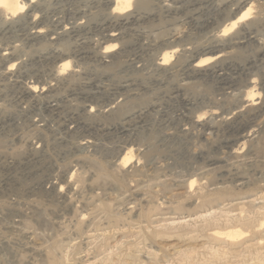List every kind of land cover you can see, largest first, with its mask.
I'll use <instances>...</instances> for the list:
<instances>
[{
	"label": "rangeland",
	"instance_id": "1",
	"mask_svg": "<svg viewBox=\"0 0 264 264\" xmlns=\"http://www.w3.org/2000/svg\"><path fill=\"white\" fill-rule=\"evenodd\" d=\"M161 1L151 0V9L158 14L152 16V22L145 23V32L165 36L170 29L179 28L189 33L193 42H202L209 36L205 32H192L187 19L189 11L167 16L157 7ZM213 1L216 3L219 0ZM256 1L264 10V0ZM85 2L50 0L47 8L50 12H58L55 15H69V11ZM48 13L45 11L40 14ZM206 16L202 15L201 20ZM26 22L27 19L22 15L14 20L11 31L5 37L0 35V66L8 59V64L18 59L2 56L6 52L11 54L12 46L29 41L30 30ZM262 24L257 38L264 40V22ZM133 28L126 37L130 43L140 39V30L135 31ZM31 46L29 41L27 48H22L19 54L17 49L15 54H35L36 57L39 54L48 56L50 52L46 47ZM255 56L256 49L249 46L236 60L242 63ZM228 67L225 66L228 73L226 77H238L235 72L231 75ZM116 68L120 71V68ZM98 70L101 72L100 68ZM205 77L195 90L181 91L180 94L175 93V88L184 84L181 71L177 79L168 76L164 80L158 77V73L155 78L147 77L149 79L140 87L143 91L140 92V99L130 101L125 108H121L122 113L120 110L118 113L120 117L117 115L115 119L118 122L124 115V120L129 121L127 116L130 114H125L133 109L139 112L150 104L146 110H141L145 115L141 117V122L131 121L130 127H126L131 130L130 135L136 133L134 137L128 138L131 139L129 145L125 144L126 141H115L119 143L116 146L110 139L107 141L103 136L99 138L105 134L102 131L106 126L103 122L105 118H101V122L96 119L97 129L93 133L97 134V138H92V143H95L92 144V168L86 170L92 172V191H86L87 195L76 196L66 192L67 195L59 196L55 195V191H41L40 195L29 198L28 205L14 204L6 197L0 198V264H49V256L52 258L54 255L57 264H264V149L254 150L253 137H249L254 131L253 118L247 114V110L246 118H237L235 111L239 97L236 94L239 92L234 80L228 78L224 85L215 75ZM260 77L256 76L258 88H261ZM222 86L229 88L225 90L228 94L226 98L219 95L218 90ZM230 88L235 91L232 92ZM241 90L245 91L244 88ZM260 91L264 98V92ZM206 95L216 104L221 103L217 110L221 115L212 117L208 113L200 117V123L198 116L209 110V100L199 112L191 110L190 106L186 109L182 100ZM106 109L105 106L99 108L108 112ZM193 118L196 125L191 121ZM223 118H227L228 122L223 123ZM204 122L211 124L206 125ZM261 132V136H264V127ZM104 139L105 142L102 141ZM131 146L137 156V162L132 163L131 167L135 166L139 171L129 167L127 174L119 173L114 162H119L120 154ZM215 160H219L216 165L213 164ZM103 169L107 170L105 172L109 176L106 174V179L100 180L97 175ZM205 171L209 173L208 176ZM88 172L78 180L83 184L77 181L81 184L78 185L80 188L87 183L85 177ZM209 179L218 182V185L211 187ZM192 180H196L197 184L188 192ZM21 187L25 185L21 184ZM33 199L35 201L31 202ZM128 209H133V212ZM260 222L263 227L259 230L256 226ZM233 226L244 233L235 241L210 237L213 231L225 233ZM172 247H176L178 252H173ZM149 251L154 256H150ZM131 254L136 257L133 261L127 257Z\"/></svg>",
	"mask_w": 264,
	"mask_h": 264
},
{
	"label": "bare ground",
	"instance_id": "2",
	"mask_svg": "<svg viewBox=\"0 0 264 264\" xmlns=\"http://www.w3.org/2000/svg\"><path fill=\"white\" fill-rule=\"evenodd\" d=\"M86 1L87 2L82 3V5L76 6L73 10L69 11V15H55L58 12H54L55 10L50 12V9L47 8L50 0H0V20L3 24V26L0 27V35H3L5 37L11 31V25L13 24L14 20L24 15L27 19L26 24L28 25V29L30 30L28 34V40L31 42V47H46V50L50 51L47 53L48 56H40L39 54V56L35 57V54H32V57H30L32 60V65L41 64L38 59L43 60L45 58H56L63 62L61 67H59L60 74H63L65 71H67L73 65L72 63L77 62L91 63L93 72L98 73V68H100L101 73H107L108 71H111L116 67L120 68L121 70L123 69L122 67L125 66V68L128 70L130 62L140 58L144 59L145 61V59L147 58L146 61H150L153 64V67L155 69L154 72L158 73V77L160 76L164 78L173 76L175 79H177L179 71L182 72V81L184 84L179 85V87L175 88V93L178 94H180L181 91L189 92L190 90H195L198 84L203 83V78L205 76L212 77L215 75L217 76L216 79H219L221 84H224L226 82V79L230 78V76L226 77V74L228 73H226L225 68V66H229L227 70L231 71V75H233L234 72L235 74H238V77L232 79L230 78L231 81L234 80V83H236L235 87L238 86L236 88L237 92H239L236 94V96L238 95L239 97L238 103L235 101V103L238 104L236 105L237 112L235 111L236 115H238L237 118L243 119L245 117V111L247 110V114L251 115V117L253 118L252 124H254V131H252L253 133H251L252 135H250L249 137H253L251 141H254V150L259 151L261 149H264V136H261V130L264 127V98H262L263 96L260 91L262 90L264 92V40L257 38L259 35L258 32L260 31V28H262V23L264 22V10L256 0H219L216 3L213 0H160L161 2L157 6L158 9L164 11L169 17L175 14L177 15L179 13L189 11V17L187 19H189L188 24L192 32H194L193 30H195L198 32H205L206 35H209L202 42H193L190 34L180 31L179 28H173L172 30L170 29V32H168L165 36H161L160 33L150 34L149 32H145L143 27L144 25H146L145 23H149L152 16L158 14L155 10L151 9V0ZM45 11L49 12L48 15L40 14L41 12ZM202 15L208 16H206L204 19L202 18L203 20H201ZM252 15L256 16L252 17ZM131 27H134L133 30H140L138 32V34L140 33V35H138L140 39L138 38V40L134 43H130L129 38L128 40L126 38L130 33L128 31H131ZM249 46H253V48L256 49V56L253 58H249L242 63H240L239 61L237 63L236 59L239 58V54L242 51L246 50ZM133 51L139 52L134 53ZM9 55L11 56L12 54L5 53L2 56H4L3 58H5ZM105 60L109 61H107L106 64H103ZM13 66L14 63L10 65V69ZM254 71H256V73H254ZM217 72H220V74L216 75ZM258 75L261 76V88H258L259 80L258 78H256V76ZM165 79L167 78H164V80ZM210 79L214 80L212 78ZM73 81L74 79H72L71 82ZM217 83L218 82H216V84ZM228 85L230 86L231 84L228 83ZM133 86H135V84L128 82L125 94L127 95V93H129V96L127 95V101L122 104L120 108L111 111V113L92 115V122L96 119H98L96 121L101 122V118H105V121H103L105 122V124L119 123L121 119H119L118 122L115 121L116 116L118 115V113H120L119 110L121 108H125L130 101L138 100L141 97H134L133 94H131L135 91L134 89H132ZM242 88H244L245 91L241 90ZM226 89L228 90L229 88L226 87ZM226 89L224 88V86H222L220 90H218V92H220L219 95L226 98V96L228 95H226L225 93ZM99 91V94L92 95L95 99L97 98L99 100H103L108 98V94L105 92V89H99ZM183 97L185 98V96ZM207 100H209V104L211 103V105L207 106L209 107V110L207 112H205L204 114L202 113L200 116H198V121L200 122L202 120L200 119V117L208 113H210V116L212 117L219 115L221 112L219 113L217 110L218 106H221V103L217 102L218 104H216L215 101H212L209 97H207V95L206 97L202 96L196 99L190 97L189 100L184 99L182 101L183 104L186 105V109L187 106H190L191 110H196L199 112L202 109L201 107L207 104ZM147 105L145 106L146 109ZM146 109H140L139 112L133 109L125 114V116L130 114L128 117L133 116V118H135L137 115L142 114L141 110L144 111ZM219 109L221 110V108ZM103 111H105V109H103ZM120 111L122 113V110ZM190 112L191 111H189V113ZM148 113L150 112L148 111ZM193 113L197 112H192L191 114ZM118 116L120 117V114ZM122 116L124 118V115ZM193 120L195 119L193 118L191 121ZM96 121L94 122V124H92V137L95 139L97 138V134H94L93 132L96 131L95 129H97L95 127L97 126ZM221 121L223 123H227L228 119L223 118ZM193 122L195 124V121ZM189 123L191 124L190 121ZM204 123L206 125L211 124L209 122V124H207L206 122ZM128 127H130V125ZM133 134L136 135L135 132ZM101 137L102 135L99 136V138ZM245 138L247 137H244V139ZM105 139L102 141L105 142ZM130 140H128L126 145L131 144ZM125 149L126 152L120 154L121 157L119 158V162L117 161V163H114L117 172H124L125 174H127V169L131 167L132 163L137 162V159L135 160L136 154L132 146ZM234 154L237 155L238 152L235 151ZM218 162L219 160H215L213 164L216 165ZM131 169L137 172L139 171L137 168H135V166L131 167ZM105 171L107 170L103 169L101 173L99 172L97 178L100 180L106 179L108 172ZM205 173L207 174L208 172L205 171ZM208 175L209 173L207 174V176ZM82 176V178H84V175ZM209 181L211 187L218 185V182H213L211 179H209ZM78 182L82 183L80 181ZM195 184H197L196 180H192L190 182L189 188L187 189L188 192L192 191ZM241 184L244 185L243 183ZM79 186H81V184H79ZM128 210L130 212H133V209ZM256 227L260 230V228L263 227V224L260 222ZM228 230L229 231L225 233H222L220 231H213L210 234V237L214 239L224 237L228 241H235L236 239L244 235L242 230L238 229L236 226L230 227L228 228ZM174 251H177L176 247L173 248V252ZM149 252L148 254L150 256H154V253L152 251ZM50 255H52V253ZM54 256L56 257V255ZM55 257L51 258L49 256V262L47 263L57 264V259L55 260ZM127 257L130 261H133L134 258H136L132 254L130 256L127 255Z\"/></svg>",
	"mask_w": 264,
	"mask_h": 264
},
{
	"label": "built area",
	"instance_id": "3",
	"mask_svg": "<svg viewBox=\"0 0 264 264\" xmlns=\"http://www.w3.org/2000/svg\"><path fill=\"white\" fill-rule=\"evenodd\" d=\"M27 45L28 41L11 47L9 56L18 58L11 61L14 62L11 69L8 61L0 66V198L28 205L29 198L41 191L85 196L92 191V172L86 171L92 168V144H95L92 115L120 108L129 96L125 94L128 82L135 84L131 94L142 96L139 94L142 83L157 77V72L152 63L140 58L128 62V70L123 66L120 71L114 68L97 73L92 71L91 63L77 62L60 74L63 62L59 59H38L41 64L32 65V56L15 54ZM72 79L76 82H71ZM99 89H105L108 98L95 99L92 95L99 94ZM104 106L108 112L99 110ZM143 115L105 124L102 136L126 144L128 138L134 137L126 127L131 121L141 122ZM85 172L87 183L80 188L77 181ZM19 197L22 199L18 200Z\"/></svg>",
	"mask_w": 264,
	"mask_h": 264
}]
</instances>
